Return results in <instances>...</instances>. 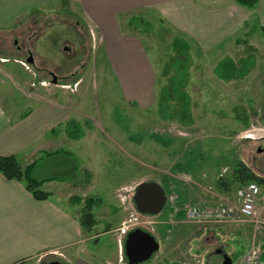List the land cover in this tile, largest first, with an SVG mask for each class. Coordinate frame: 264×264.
<instances>
[{
  "label": "rangeland",
  "instance_id": "obj_1",
  "mask_svg": "<svg viewBox=\"0 0 264 264\" xmlns=\"http://www.w3.org/2000/svg\"><path fill=\"white\" fill-rule=\"evenodd\" d=\"M63 4L48 8L33 22L0 30V73L7 75L8 84L4 86L0 81V102L2 96L15 102L8 107L17 116L28 106L25 95L51 97V90L56 89L73 110L72 118L81 126L84 137L69 140L59 134L62 126L53 136L48 135L41 141L42 149L62 152L44 160L42 170L46 175L40 171L36 175L77 181L74 184L90 180L89 196L101 202L92 211L98 223L92 234L99 235L85 248L95 250L100 259H114V264H121L117 241L124 240V235L102 234V229L106 226L112 230L125 224L127 230L141 228L159 241V251L142 264H222L217 250L223 251L231 264H240L252 242L251 223L191 224L181 217L171 218L166 207L156 217L140 215L130 196L138 184L152 181L178 195L181 206L215 204L218 196H231L243 184L235 173L242 165L264 176V152L258 153V149L264 150V141L257 138L264 135L260 113L264 37L263 41L250 37L248 44H232L235 60L252 58L254 63L246 68L241 62L240 82L226 85L216 82L210 70L214 60L205 64L202 59L194 65L183 52L184 41L177 37L172 42L168 37L170 27L163 28L157 19L148 17L156 27L149 33L150 49L158 62L165 64V78L159 79L153 89L154 103L143 105L125 100L117 75L107 63L102 40L98 36L94 39V30L67 9L66 1ZM126 26L122 21L123 32L144 35L141 29ZM28 53L33 55L34 63L27 66ZM190 54L193 59L199 57L195 55L197 51ZM210 58L206 56L207 60ZM229 69L224 73L226 77L231 74ZM50 72L58 84L69 86L55 88ZM76 79L80 81L74 86ZM41 86L45 87L42 93ZM252 130L258 136L255 140L246 139L244 134ZM259 164L263 165L262 170L257 169ZM222 167L229 172L220 180ZM260 186L264 199V186ZM84 191L78 187L69 193L66 188L54 200L80 218ZM71 197H79L81 202L71 203ZM261 217L264 219V209ZM51 261L61 259L51 256L40 264Z\"/></svg>",
  "mask_w": 264,
  "mask_h": 264
},
{
  "label": "crops",
  "instance_id": "obj_2",
  "mask_svg": "<svg viewBox=\"0 0 264 264\" xmlns=\"http://www.w3.org/2000/svg\"><path fill=\"white\" fill-rule=\"evenodd\" d=\"M64 1L69 11L76 13L94 30V39L98 36L102 40L107 63L117 75L125 100L143 105L154 103L153 89L159 79L165 78L162 68L165 64L161 65L155 52L150 49L151 42L148 40L151 36L123 32L122 21L126 24L132 16L148 21V17L157 19L161 27H170L168 37L172 42L177 37L184 41L183 52L188 61L190 59L196 65L202 59L205 64L214 60L210 70L216 82L226 85L240 82L241 62L246 68H251L254 63L252 58L249 61L235 60L232 55L233 45L248 44L250 37H259L263 41L264 37V0H258L254 9L242 7L235 0H0V30H11L20 24L33 22L35 16L45 14L48 8H59L64 5ZM164 38L167 39V36ZM195 51L199 57L193 59L190 53ZM149 55H152L154 61H151ZM206 56L211 58L207 60ZM13 62L20 63L17 60ZM228 68L231 74L226 77L224 73ZM6 78L7 75L0 73V81L4 86L8 85ZM40 81L49 80L43 78ZM79 81H74L73 85H78ZM67 86L65 83L54 84L55 88ZM44 88L41 86L40 93ZM51 92V97L43 94L36 97L25 95L28 106L17 116L9 111L8 105L13 102H8L2 96L0 156L15 155L26 166L40 151H48L42 149L41 141L48 135L53 136L57 128L62 126L59 134L66 135L64 125L77 120L72 118L73 110L67 106L65 99L57 95L56 89ZM43 163L35 165L33 176L37 179L54 177H37L39 171L46 175L42 170ZM76 182L53 179L42 186V190L49 193V198L37 201L21 183L7 181L0 174V264H40L51 257V253H56L53 256L61 259L59 262L63 264L115 263L116 260L100 259L95 250L85 248L91 239L99 235L92 234L98 223L90 230L83 229L78 215L54 200L66 188L69 193L78 187L84 188L86 192L81 195L89 197L88 191L92 189L90 180L74 184ZM121 225L112 230L105 226L102 234L119 232L122 237L121 229L125 224ZM121 240L117 241L118 252Z\"/></svg>",
  "mask_w": 264,
  "mask_h": 264
},
{
  "label": "built area",
  "instance_id": "obj_3",
  "mask_svg": "<svg viewBox=\"0 0 264 264\" xmlns=\"http://www.w3.org/2000/svg\"><path fill=\"white\" fill-rule=\"evenodd\" d=\"M258 133L248 131L244 137L255 140ZM258 140H263L264 135ZM228 173L227 168H221L219 178H224ZM215 204L200 203L188 204L183 207L178 205V196L172 192L167 197V205L171 218L180 215L184 222L197 225H225L238 223H251L253 228L252 242L242 257L240 264H264V199L261 196L260 186L254 182L245 183L231 194V196H218ZM124 201V197L121 198ZM126 227L122 229V232ZM120 263L123 262L120 256Z\"/></svg>",
  "mask_w": 264,
  "mask_h": 264
},
{
  "label": "trees",
  "instance_id": "obj_4",
  "mask_svg": "<svg viewBox=\"0 0 264 264\" xmlns=\"http://www.w3.org/2000/svg\"><path fill=\"white\" fill-rule=\"evenodd\" d=\"M235 2L245 8L254 9L258 3V0H235ZM127 26L134 28L135 30L141 29V33L148 36L150 30L153 27L152 23L142 17L132 16L127 20ZM264 33V31H263ZM244 73V72H243ZM50 80L54 73L50 74ZM77 80V79H76ZM75 80V81H76ZM261 119L264 122V90L262 93V103L260 107ZM64 132L69 139L80 140L84 137V133L81 130V126L77 121L71 120L64 125ZM62 152V149L55 151H40L37 157L28 165L23 166L17 156H0V174L7 181H16L21 183L25 190L31 194L33 199L37 201H45L49 198V193L42 190V186L51 182L53 179H57L62 182L63 179L57 177H51L46 179H37L33 176V169L36 164L47 160L55 155ZM78 170V167H75ZM237 181L240 183L256 182L259 185L264 186V176L256 175L251 169L246 166L240 167L235 172ZM224 185V184H222ZM221 185V186H222ZM69 202L78 204L81 202L79 197L69 198ZM84 206L80 212L79 223L81 227L85 230H90L96 225L95 217L92 213L94 207L101 205L100 199L97 197H86L83 199Z\"/></svg>",
  "mask_w": 264,
  "mask_h": 264
},
{
  "label": "water",
  "instance_id": "obj_5",
  "mask_svg": "<svg viewBox=\"0 0 264 264\" xmlns=\"http://www.w3.org/2000/svg\"><path fill=\"white\" fill-rule=\"evenodd\" d=\"M68 49H64L67 51ZM27 64L33 63V58L26 60ZM52 82L55 84L56 78ZM262 151L258 149V153ZM132 201L136 212L140 215L158 216L165 207L166 195L163 188L155 182H142L134 189ZM160 249L159 241L151 233L141 228L129 231L124 238L123 253L127 264H142L151 259ZM44 264H63L59 261H51ZM222 264H231L228 256Z\"/></svg>",
  "mask_w": 264,
  "mask_h": 264
},
{
  "label": "flooded vegetation",
  "instance_id": "obj_6",
  "mask_svg": "<svg viewBox=\"0 0 264 264\" xmlns=\"http://www.w3.org/2000/svg\"><path fill=\"white\" fill-rule=\"evenodd\" d=\"M67 51H69V50H67ZM29 57H32L33 58V55H31V54H27V56H26V60L29 58ZM34 59V58H33ZM50 74H52V73H50ZM53 77H55V76H53ZM264 152V150H262V151H260V153H263ZM261 168H263V165H258V168L257 169H260V170H262ZM216 254H218V255H220L221 256V259H222V262H223V260L226 258V254L223 252V251H220V250H217L216 251Z\"/></svg>",
  "mask_w": 264,
  "mask_h": 264
}]
</instances>
